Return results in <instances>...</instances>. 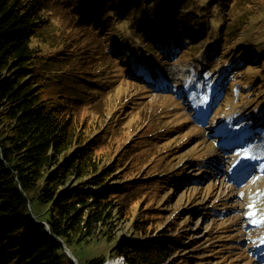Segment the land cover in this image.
Returning a JSON list of instances; mask_svg holds the SVG:
<instances>
[{"label":"trees","instance_id":"1","mask_svg":"<svg viewBox=\"0 0 264 264\" xmlns=\"http://www.w3.org/2000/svg\"><path fill=\"white\" fill-rule=\"evenodd\" d=\"M169 1L173 2L172 8L177 9L183 0ZM215 1L218 2H212ZM255 1L223 0L218 4L217 12L223 19L214 26L217 25L222 35L220 45L205 52L213 58L202 64L205 77H216L222 70L220 77L238 82L240 74L239 91L243 97L250 93L245 89L262 90L264 81L260 75L264 78V74L257 75L255 70L264 67V52L254 51V46L233 45L239 41L238 37L246 36L244 30L250 24L247 19L234 17L231 11L242 5L254 6ZM128 2L135 6L128 8ZM166 2L82 0L84 16L78 26L90 30L98 40V47L88 49L89 55L80 58L86 70L91 69L89 77L92 79L88 85H82L87 74L70 75L66 70L77 58L74 48L78 39L70 36L75 32V23L66 11L60 16L56 12L59 0H0V264H73L58 238L70 248L72 243L94 236L96 229H99L98 234L108 236V231L113 232L128 212H133L130 219L133 232L117 238L121 242L117 250V247L110 248L106 255L86 264H103L115 253H123L128 264H175V253L169 251L166 237L175 226L163 230L165 225L162 232L153 237L150 222L156 213L148 214L145 202L140 199L134 202L133 197L140 194L139 185L157 180L147 171L128 172L131 163L137 161L133 155L136 143L131 141L105 165L106 158L99 150L110 139L111 126L118 124L107 123L89 135L85 129L88 119L80 115V108L91 96L87 88L94 82L103 100L117 96V110L137 109L135 106L142 101L139 96L150 92L143 81H148V75L141 80L131 77L136 71L144 70L145 62L137 56L138 46L158 62L173 50L177 54L174 61L189 58L197 66L202 43L204 46L216 39L198 37L191 23L179 22L180 15L173 14L170 21L158 25L146 24L147 19L141 18L150 11L145 5L161 10ZM244 11L242 15L248 12ZM134 15L140 18L135 19L133 29L125 28L121 22L116 27L114 16ZM73 16V20H80L76 13ZM63 19L67 21L66 26L60 22ZM56 21L60 22L59 28H54ZM131 30L139 37H130ZM188 35L192 37L189 40L185 39ZM215 54L218 57H214ZM214 69L217 71L209 73ZM247 75L258 84L248 82ZM124 84L138 90L139 96L135 95L133 101L123 98ZM141 86L144 92L139 91ZM164 99L157 103L171 105L168 97ZM168 115L162 112L159 118L165 122ZM182 122L173 124L172 128L166 125L164 135L184 128ZM142 123L148 126L143 118ZM137 130L141 133L142 127L138 126ZM141 135L139 141L148 145L149 140ZM150 138V148L162 139L157 133H150ZM63 154V160L59 161ZM102 161L104 166L100 165ZM183 169L182 166L175 169L177 176L191 181V177L181 172ZM113 173L117 177L115 184L109 183L114 178ZM166 175L172 177L170 173ZM135 176L143 179L137 181ZM137 210L142 211L143 217L135 214ZM32 211L38 220L31 215ZM157 213L155 216L161 215L159 210ZM114 236L113 233L107 238L112 241ZM134 238L135 242L130 241Z\"/></svg>","mask_w":264,"mask_h":264},{"label":"rangeland","instance_id":"2","mask_svg":"<svg viewBox=\"0 0 264 264\" xmlns=\"http://www.w3.org/2000/svg\"><path fill=\"white\" fill-rule=\"evenodd\" d=\"M81 1L78 0L77 3H74V0H59L60 4L56 5V12L60 16L66 11L69 19L75 23V32L70 36H76L78 39L74 48L77 58L66 70L70 75L87 74L85 82L81 83L88 85L92 80L89 77L91 69L86 70L84 64L80 63V58L89 55L86 53L88 49H96L98 40L90 30L78 26L83 19L82 15L84 16L83 8L80 5ZM132 1L140 3L147 0H130V2ZM166 1L161 10H155L153 9L155 7L151 5L150 7L144 6L150 8L147 14L141 16V18L147 19L146 24L158 25L170 21L173 14L180 15L179 22L185 25L191 23V26L197 29V36L202 37L201 39L205 36L217 39L206 44L204 50L220 45L219 37L222 35L219 34L217 25H214L223 19L222 14L217 12L218 4L223 0H218V2L183 0L177 9L172 8V1ZM253 5L238 6L237 10L231 11L234 17L240 20L247 19L250 24L244 30L246 36L238 37L239 41L233 45L244 44L246 48L254 46V51L264 52V0H257ZM134 6L129 3L127 7L133 8ZM261 9L263 10L261 11ZM244 10L248 12L242 15ZM74 13L78 15L79 21L73 20ZM114 18L117 19L116 27L120 26L121 22L125 28L133 29L136 25L135 19L140 18V15L114 16ZM172 21L174 22V19ZM60 22L62 26L67 25V21L64 19ZM60 22L56 21L54 28H59ZM52 31L50 32L52 33ZM82 32L85 34L83 35ZM128 35L132 38L139 37V34L134 33L133 30ZM230 40L229 42H231ZM143 56L148 61L150 60L148 55ZM214 57H218V54H215ZM164 58L165 64L161 66L162 68L154 63L152 66L150 64L147 66L153 74V79L156 77L166 78L165 83L158 82L165 88L164 93L150 89L148 94L141 86L139 91L144 94L139 96L138 90L134 86L123 85V98H129L131 101L135 95L142 98V101L135 106L137 109L129 106L131 108L126 109L125 112L117 110L116 106L119 104L117 96H110L103 100L97 92L99 86L96 82L88 87L87 91L91 92V96L86 105L80 108L81 118L87 117L88 119L85 129L89 135H92L107 123L118 124L115 127L111 126V137L99 150L106 158L105 165L131 141L136 143L133 155L137 157V161L131 163L128 172L147 171L157 180H150L139 185L140 194L133 197L134 202L136 199L145 202L148 214L154 215L158 214V210L160 211L161 215L155 216V214V218L150 222L153 237L159 235L165 225L167 226L163 230H167L170 225L175 226L172 232L166 235L170 243L171 250L169 251L175 253L173 257L175 264H264V163L256 166L255 160L248 162V167L251 169L248 173L249 180L243 182L234 179L233 181L231 178H236V174L230 173L227 167L226 170H223L222 167L233 166L235 162L237 163L240 160L241 151L234 154H223V151L217 146V140L221 139L222 145H226L235 139L236 134L244 132H247L248 135L257 134L259 140L264 139V127H262L264 126V96L256 102V99L249 98L246 102L238 105V102L241 101V97L237 94L238 86L231 80L230 82L224 79L216 81L210 77H204L202 74L205 70L201 69V66L198 71L196 69L193 71L191 64L186 65L183 61L179 64H172L171 56L166 59V54ZM212 58L210 55H206L202 57V60L207 63ZM188 61L189 58H186L185 62ZM215 71L217 70H212L210 73ZM255 71L257 75L264 74V67ZM219 73L222 71L220 70ZM260 77L262 80L264 79L262 75ZM248 82H252L254 85L258 84L257 81L250 80L249 76ZM231 86H233L232 91H230ZM260 88H262L260 92L264 91V83ZM163 96L170 99L171 105L157 103L165 100L162 98ZM252 103H256L255 107H252ZM173 104L176 106L172 107ZM162 112L169 114L166 117L168 121L160 120L159 115ZM175 112L180 114H175ZM171 113L174 115H170ZM142 118L143 122L147 120L148 126L143 125ZM181 120L184 128H176L164 135L163 131L166 125L168 128H172L173 124H177ZM138 126L142 127L141 133L137 130ZM150 133H157L162 137L159 144L152 148L149 147ZM139 135L145 140H149V146L139 141ZM262 152L264 151L260 153ZM250 154L254 155L253 152ZM226 156L228 158H225ZM256 157L259 158L258 155ZM63 158L64 154L60 155L59 161ZM192 159H194L193 163H191ZM199 161L204 163V167L209 168L207 179L201 176L197 179L200 174L195 169L199 167ZM185 163L188 164L181 172L184 175L192 172L193 180L190 183L189 181L180 182L176 186L180 179L175 169L183 167ZM100 165L104 166L103 161ZM169 173L174 181L171 176L167 177L166 174ZM113 176L114 178L109 182L111 184L116 183L117 177L115 174ZM243 176V174H239L240 179ZM135 179L139 181L143 177L135 176ZM210 201L212 206H209ZM222 204H225L224 207ZM194 213H198V217L191 220V215ZM33 214L32 211L31 215ZM132 214L128 212L125 218L118 221L117 228L113 232L108 231V236L113 233L115 235L112 241L107 238L108 236L98 234L99 229H96L92 236L94 237L93 241L72 243L71 252L75 254L81 264L106 255L110 248L113 249L115 246L121 245L117 240L119 236H129L133 232V220L132 222L130 220ZM135 214L143 217L141 210H137ZM33 217L35 220L39 218L35 214ZM43 224L48 229V224L46 222ZM130 241L135 242L136 239ZM114 255L112 258L108 257L103 264L117 261L122 264V257L118 253ZM73 264L75 263L73 262Z\"/></svg>","mask_w":264,"mask_h":264},{"label":"bare ground","instance_id":"3","mask_svg":"<svg viewBox=\"0 0 264 264\" xmlns=\"http://www.w3.org/2000/svg\"><path fill=\"white\" fill-rule=\"evenodd\" d=\"M152 82H154V83H156L155 85L156 86H150V88L149 89H153V88H158V89H161V90H165V88L164 87H162L160 84H158V82H160V83H162V81H161V78H159V77H156V78H154V80H152ZM237 136H246V133L244 132V134H238ZM252 140H253V137H250V139L248 140L250 143L252 142ZM245 151H247L246 149H245ZM58 239H60V238H58ZM93 239H94V237H92V238H83V241L82 242H90V241H93ZM61 240V239H60ZM59 241V240H58ZM63 241V240H62ZM64 242V241H63ZM60 243V242H59ZM65 243V242H64ZM121 243V242H120ZM66 244V243H65ZM67 246V245H66ZM63 247V246H62ZM68 247V246H67ZM116 247V246H115ZM114 247V248H115ZM118 247L119 246H117V249H118ZM68 249H69V251L71 252V250H70V248L68 247ZM63 250H64V248H63ZM64 253H65V251H64ZM66 254V253H65ZM72 254L74 255V257L76 258V261L78 262V264H81L79 261H78V259H77V257L75 256V254L72 252ZM67 256H68V254H66ZM119 256H121L122 257V260H124V262L123 263H125V264H128V263H126L127 261H126V257H125V255L123 254V253H120L119 254ZM107 264H120L118 261L117 262H115V263H113V262H109V263H107Z\"/></svg>","mask_w":264,"mask_h":264},{"label":"water","instance_id":"4","mask_svg":"<svg viewBox=\"0 0 264 264\" xmlns=\"http://www.w3.org/2000/svg\"><path fill=\"white\" fill-rule=\"evenodd\" d=\"M50 231V228L48 227V229ZM59 240L60 244L63 246L64 248V251L66 254H68L69 258L75 263V264H78V262L76 261V258L74 257V255L72 254V252L69 251L68 247L66 246V244L60 240V239H57Z\"/></svg>","mask_w":264,"mask_h":264},{"label":"built area","instance_id":"5","mask_svg":"<svg viewBox=\"0 0 264 264\" xmlns=\"http://www.w3.org/2000/svg\"><path fill=\"white\" fill-rule=\"evenodd\" d=\"M124 262V260H122ZM122 264H125V263H122Z\"/></svg>","mask_w":264,"mask_h":264}]
</instances>
